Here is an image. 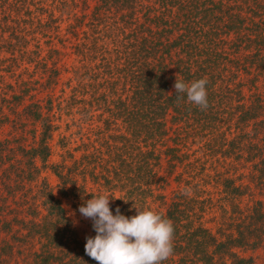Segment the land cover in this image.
I'll return each mask as SVG.
<instances>
[{
	"label": "trees",
	"instance_id": "obj_1",
	"mask_svg": "<svg viewBox=\"0 0 264 264\" xmlns=\"http://www.w3.org/2000/svg\"><path fill=\"white\" fill-rule=\"evenodd\" d=\"M62 20L68 23L55 44ZM67 54L74 63L60 82L57 64ZM177 73L186 83L207 78L206 109L175 93ZM62 116L78 134L72 147L62 136L52 143ZM93 119L100 125L90 139L81 130ZM6 123L18 131L0 138V167L7 164L0 264H97L62 202L78 201L79 209L93 194L87 182L118 198H110L113 214L119 207L135 215L133 204L143 209L146 197L164 205L156 212L173 222L174 236L173 254L161 264H264V253L259 262L251 254L264 252L261 201L231 221L233 201L264 185V0H0V127ZM256 136L259 144L250 143ZM53 144L60 159L48 162ZM245 147L243 181L223 170L207 177L219 204L202 195V181L180 187L181 174L192 178V171L158 172L163 160L165 170L189 156L236 159ZM171 173L178 185L166 200ZM225 201L234 215L224 227L225 212L217 225L204 218L214 205L225 211ZM88 226L94 237L90 219Z\"/></svg>",
	"mask_w": 264,
	"mask_h": 264
},
{
	"label": "rangeland",
	"instance_id": "obj_2",
	"mask_svg": "<svg viewBox=\"0 0 264 264\" xmlns=\"http://www.w3.org/2000/svg\"><path fill=\"white\" fill-rule=\"evenodd\" d=\"M50 1L52 2L53 0H47V2ZM54 14L56 15L57 12H54ZM68 23L67 20H62L59 22V26L57 28V32L56 34H54L52 32V35L54 36L53 42H57V39L55 38L57 37H63L62 33L64 32L63 29L65 28L66 24ZM45 40L44 37H40L39 36V41L43 44V41ZM56 44V43H55ZM74 57L73 55L67 54L66 56H64L62 58V62H60L59 64H57L61 70L60 73V82H64L69 74L66 73V67H68L69 65H71L72 63H74ZM57 91V90H56ZM251 92L250 86L248 88H246L245 93L248 94ZM22 122H24V119H22ZM65 118L62 116L61 118H59L58 120V127L56 130V134H54L53 136V140L52 143L56 142V139L59 137H65L67 139V141L69 143H67V145H69L70 147H72L73 145H76L78 142L77 138H78V134L75 132V128L72 126H65ZM100 125V122L97 121L96 119H93L91 121V127L87 126V127H83V129L81 130V132L84 134L85 132L87 133V138L89 137L90 139L93 137V134L96 132V130L98 129ZM255 124H252L251 127H253ZM259 126V129L262 127L259 125H256V127ZM28 128H32V125L30 122H26L25 123V129L28 130ZM13 133L14 135H16L18 129L14 132V126H10V123H6L3 124V126L0 127V138L3 139L5 138L6 133ZM27 135L25 136V143H30L31 138L29 136L28 133H26ZM251 134V131L248 135ZM262 135V134H261ZM231 134L228 132V136L227 139L229 140L231 138ZM86 138V139H87ZM85 139V138H83ZM248 139V138H246ZM250 143H254L255 141H257L258 143V136L251 138ZM244 142L245 140L243 139L241 142H239L240 145H243L242 148H244ZM259 144V143H258ZM264 145V144H263ZM264 149V147H263ZM246 147L244 152L242 153L243 155L239 158H236L233 156V154L231 156H218L219 161L213 160L211 157H208L206 159V157H199V159H195L193 156H189V157H184L183 161L181 162V166L179 168L175 167L172 169H169V167L167 166L166 169L164 170V166H165V161L163 160L160 163V168H159V173L160 174H165L166 172L169 171H192V178H189L188 176H186V172L181 174V177L179 179V185L180 187L185 185V184H190V183H198V181H202L203 185L200 186V191L203 193L202 195H206L208 194V196L211 197L212 202H214L215 204H219L218 202L221 201L222 199L220 197L221 193H217V184L214 183L213 181L210 180L211 176L213 175L214 172L217 171H224L227 172L228 175H230L231 177L234 176H238L235 177L236 181L238 183H240V181L244 180V175L249 174L250 171L249 167H247V162H245V158H243L244 154H247L246 152ZM249 154L251 153L250 151H248ZM60 150L58 149V147L56 146V144H53L52 146V153L48 158V162H57L59 161V154ZM217 156V155H216ZM193 160V161H192ZM192 161V162H190ZM7 164L3 165L6 166ZM13 165H16V162L13 161ZM3 166L0 167V171L3 169ZM190 166H193V169H190ZM247 167V169H246ZM227 168V169H226ZM226 169V170H225ZM10 171H16L14 169V167L12 166L11 169H9ZM175 172V173H176ZM43 174L46 176V181L49 185V187L52 189V191L56 192V179L55 177L48 171V172H43ZM42 174V175H43ZM166 175V174H165ZM209 175L210 178H207ZM174 173L169 174V176L167 177L168 179V184H166L167 186L163 189V193L166 195V200L170 199L172 192L176 189L178 183L174 182ZM173 177V179H172ZM203 177V178H202ZM30 185L32 186V188H36L37 183H30ZM198 185V184H195ZM86 188L87 191L93 194H108V192H105L103 190H101V188H97V186L95 184H92L90 182L86 183ZM195 188V186H190V189ZM97 189H100L99 192H97ZM103 191V192H101ZM211 191V192H210ZM92 194V195H93ZM109 195V194H108ZM92 196L88 197L87 200L91 199ZM86 200V201H87ZM256 200H260L261 201V205L262 207H264V185L260 186V187H250L246 190V192L236 198L233 202L235 204V209L238 212H235V217L231 220V218L228 219L229 215H234L233 213L230 212V206H228V203L225 201V204L223 206V208L225 209V211H223L222 209L219 210V208H216V206L214 205L212 207V209L208 210V213H206L204 215V218L208 219L211 216L214 217V222L215 225H217L218 221L220 220L221 214L222 212H225V215L222 219V226L224 227V223L228 221H232V223L236 220L239 219L240 214L244 215L247 214V212L249 211V209L254 205V203L256 202ZM85 201V202H86ZM111 201V200H110ZM63 202V206L66 210V214L68 216V218L70 219L71 222V226L73 227V229L75 230L76 234L78 235L79 238H81L82 240L86 239V237L89 235L90 233V228L88 226V222L89 219L84 218L78 211V209L76 210L75 207H78L77 205L79 204L78 201H75L74 203L76 205H73L74 207H72V205L69 204L68 201L66 200H62ZM83 204V203H82ZM81 204V205H82ZM79 205V206H81ZM143 208L147 207L150 208L151 210H160L162 208H164V205H160L158 204V200L157 199H152L150 197H146V199H144V203H143ZM25 210H22L20 212V214H24ZM208 225V224H207ZM213 225V224H210ZM263 250L258 248L256 250H254L253 252H251V254L253 256L256 257L255 261L259 262L262 259V255H263Z\"/></svg>",
	"mask_w": 264,
	"mask_h": 264
},
{
	"label": "clouds",
	"instance_id": "obj_3",
	"mask_svg": "<svg viewBox=\"0 0 264 264\" xmlns=\"http://www.w3.org/2000/svg\"><path fill=\"white\" fill-rule=\"evenodd\" d=\"M207 83V78L186 83L177 73L174 89L177 94L186 93L188 102L203 110L208 107ZM183 194L190 196L191 190L185 189ZM110 198L108 194H93L78 209L92 221L96 233L86 237L85 253L89 257L97 264H161L172 256L174 227L170 219L134 204L136 214L131 217L122 214L119 207L113 214Z\"/></svg>",
	"mask_w": 264,
	"mask_h": 264
}]
</instances>
